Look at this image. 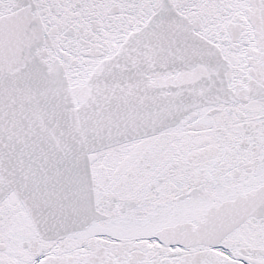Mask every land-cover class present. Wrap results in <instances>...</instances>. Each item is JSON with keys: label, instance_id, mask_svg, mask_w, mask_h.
Instances as JSON below:
<instances>
[{"label": "snow or ice", "instance_id": "6c2138e0", "mask_svg": "<svg viewBox=\"0 0 264 264\" xmlns=\"http://www.w3.org/2000/svg\"><path fill=\"white\" fill-rule=\"evenodd\" d=\"M0 264H264V0H0Z\"/></svg>", "mask_w": 264, "mask_h": 264}]
</instances>
